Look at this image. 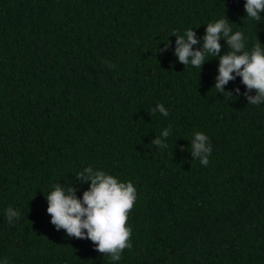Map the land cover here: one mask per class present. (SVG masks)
Here are the masks:
<instances>
[{
	"label": "trees",
	"instance_id": "1",
	"mask_svg": "<svg viewBox=\"0 0 264 264\" xmlns=\"http://www.w3.org/2000/svg\"><path fill=\"white\" fill-rule=\"evenodd\" d=\"M244 2L0 0V260L113 264L47 212V191L82 196L91 166L137 189L115 264H264V103L248 104L238 76L218 92V58L198 69L174 55V33L194 29L198 49L222 17L264 45V17L246 18ZM197 131L207 166L191 153Z\"/></svg>",
	"mask_w": 264,
	"mask_h": 264
},
{
	"label": "clouds",
	"instance_id": "2",
	"mask_svg": "<svg viewBox=\"0 0 264 264\" xmlns=\"http://www.w3.org/2000/svg\"><path fill=\"white\" fill-rule=\"evenodd\" d=\"M245 17L261 20L264 13V0H245ZM226 17V16H225ZM227 17L215 19L206 24L205 34L200 40L201 47L194 49L198 43L194 29L187 28L176 36L174 55L182 64L200 69L211 56L218 58V74L215 77L214 88L225 93L224 86L237 76L246 89L255 90V95L248 96V104L260 105L264 103V45L258 41L252 47H247V40L241 31H234ZM225 40L228 51L219 55L221 44ZM239 92V89H236ZM227 93V92H226ZM163 116H168V110L163 104H157ZM171 132L165 128L153 143L159 148L167 147L166 140ZM193 159L207 166L212 153L209 137L202 131L194 132L190 142ZM88 182L89 187L77 196L71 187H63L59 183L53 185L46 193L47 212L51 216V223L57 229H64L69 236L90 239L96 250L105 253L110 260L120 261L125 248H130L132 229L127 225L128 213L137 200V189L129 181H123L105 171L89 166L77 174ZM9 223L19 219L20 212L12 207L6 209ZM0 264H6L0 260Z\"/></svg>",
	"mask_w": 264,
	"mask_h": 264
}]
</instances>
